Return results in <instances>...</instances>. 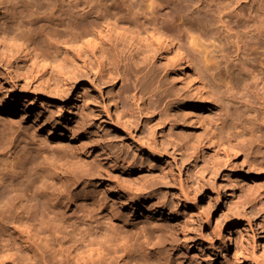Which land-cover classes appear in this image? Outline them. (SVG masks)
<instances>
[{
	"label": "rangeland",
	"instance_id": "rangeland-1",
	"mask_svg": "<svg viewBox=\"0 0 264 264\" xmlns=\"http://www.w3.org/2000/svg\"><path fill=\"white\" fill-rule=\"evenodd\" d=\"M205 1L177 2L195 15L208 14L215 1L223 8L236 3ZM259 3L264 0H237L224 11V20L231 11ZM34 8L35 0H0V257L29 264L39 256L26 248L55 240L66 246L83 244L111 220L129 233L141 228L164 232L168 238L160 258L169 249L173 258L194 264H264V170L254 172L242 165L238 171L236 161L241 160L224 162L218 145L211 142L221 127L229 132L231 124L219 91L207 85L209 102L198 108V120L191 122L175 106L184 92L164 93L171 85L163 79L155 90V76L135 89L122 76L111 79L96 63L79 62L75 67L69 59L71 49L60 51L41 68L11 49L8 41L9 32L17 28L26 37L29 28L36 34L48 30L42 21L29 25ZM209 18L211 33L223 31L217 16ZM212 43L205 46L211 48ZM216 45L224 48L231 63L232 44L219 36ZM45 46H35L36 51ZM48 50L55 54L58 49L49 45ZM61 55L71 56L61 60ZM194 64L199 84L204 85L197 58ZM153 72L164 74L159 61ZM260 103H252L255 112L230 106L232 112L239 105L235 113L242 115L241 156L264 154ZM52 126L53 134L48 135ZM61 132L65 138L57 145L56 134ZM74 178L79 183L73 184ZM69 192H79L69 203L44 198ZM128 196L138 202L122 206ZM153 204L178 217L168 225L167 215ZM158 258L150 256L147 264L163 260Z\"/></svg>",
	"mask_w": 264,
	"mask_h": 264
},
{
	"label": "bare ground",
	"instance_id": "bare-ground-1",
	"mask_svg": "<svg viewBox=\"0 0 264 264\" xmlns=\"http://www.w3.org/2000/svg\"><path fill=\"white\" fill-rule=\"evenodd\" d=\"M177 1L35 0V10L31 13L33 17L28 21L29 25L42 21L44 28L46 26L48 30L36 34L38 32L29 28L26 37L25 32L17 33L21 30L17 28L19 31L16 29L17 32H9V46L18 54L23 52L24 58L29 57L32 63L41 68H45L50 59L56 60L55 56H59L56 54H61L60 51L68 53L71 49V58L61 55V60L69 58L73 64L75 62V67L79 62L96 63L111 79L122 76L123 79L131 81L135 89L138 85L146 84L148 79L150 82L155 76L159 82L155 90H158L162 79L163 82L166 80L171 86L164 89V93L175 90L177 94L184 92L185 99H177L175 106L183 109L191 122L198 120V108L209 102L207 85L215 87L225 99L224 104L227 107V116L231 117V124L229 132L221 127L218 135L211 137V142L218 145L224 162L241 160L239 164L236 161L238 171L242 165H247L250 170L262 173L264 154L259 157L239 155L238 138L241 134L239 126L242 115L235 111L240 105L244 113L252 110L255 112L252 103L256 100L262 103L261 109L264 108V4L250 5L247 10L242 7L238 11H231L225 21L224 11L236 5L237 0L236 3L225 6L226 8L220 7L214 0H209L210 4H214L208 7L209 13L204 15L188 13L189 6ZM210 15L218 17L216 23L223 29L217 32L218 36L209 29ZM240 17L244 18L242 22L238 20ZM238 28H241L240 31ZM1 36L3 34L0 33ZM219 36L226 44L234 47L231 58L234 60L231 63L224 48L216 45ZM212 40L211 48L206 47L205 44ZM43 43L46 44L44 50L37 52L35 46L40 47ZM49 45L56 46L58 50L55 54L49 52ZM196 58L199 60L198 69L206 81L204 85L199 84L193 70ZM155 61L161 63L164 71L159 77L153 72ZM177 83L181 84L180 88ZM235 104L239 105L231 112L230 106ZM260 112L264 119V110ZM127 125L129 127V123ZM53 129V126L47 129L48 135L53 134ZM56 137L57 145H61L65 133L56 134ZM78 180L74 178L73 184L79 183L76 182ZM78 195L79 192L52 194L50 197L45 194L44 198L48 201L69 203ZM121 201L123 206L138 202V199L128 196ZM153 205L161 208L162 215H167L165 219L168 220V225L171 224L169 221L178 217L163 205ZM30 209L32 207L28 211ZM262 210L264 212V207ZM151 213L155 215L157 212ZM106 225L101 231L90 234L88 242L83 239V244L74 242L75 244L66 246L64 241L55 240L51 244H34L32 248H26L25 251L31 252L34 257L39 256V259L33 258L29 264H147L150 256L163 259L158 264H171L172 261L176 264H194L177 256L173 258L172 250L169 249L168 255L160 258L164 252L162 243L167 242L168 236L164 232L160 233L158 229L141 228L129 233L117 229L111 220ZM13 249L15 254L19 252L17 243ZM0 264L19 262L17 258L0 257Z\"/></svg>",
	"mask_w": 264,
	"mask_h": 264
}]
</instances>
